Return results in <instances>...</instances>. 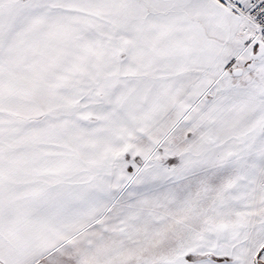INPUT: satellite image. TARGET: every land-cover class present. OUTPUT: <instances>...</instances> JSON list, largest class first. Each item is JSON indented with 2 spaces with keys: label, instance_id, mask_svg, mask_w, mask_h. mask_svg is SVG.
<instances>
[{
  "label": "snow or ice",
  "instance_id": "obj_1",
  "mask_svg": "<svg viewBox=\"0 0 264 264\" xmlns=\"http://www.w3.org/2000/svg\"><path fill=\"white\" fill-rule=\"evenodd\" d=\"M0 264H264V0H0Z\"/></svg>",
  "mask_w": 264,
  "mask_h": 264
}]
</instances>
